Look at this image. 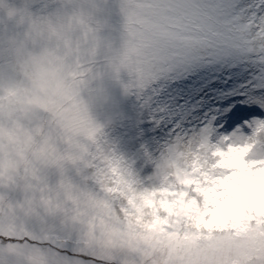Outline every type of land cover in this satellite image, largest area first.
<instances>
[{
    "label": "rangeland",
    "instance_id": "obj_1",
    "mask_svg": "<svg viewBox=\"0 0 264 264\" xmlns=\"http://www.w3.org/2000/svg\"><path fill=\"white\" fill-rule=\"evenodd\" d=\"M117 5L0 0V264H50L56 250L37 241L57 236L109 264H187L209 222L220 223L216 201L227 197L184 200L183 186L200 187L216 166L208 147H157L141 135L124 84L129 64L143 69ZM246 138L249 156H264V130L249 127ZM253 175L229 225L264 224V179ZM159 185L151 206L145 194Z\"/></svg>",
    "mask_w": 264,
    "mask_h": 264
},
{
    "label": "snow or ice",
    "instance_id": "obj_2",
    "mask_svg": "<svg viewBox=\"0 0 264 264\" xmlns=\"http://www.w3.org/2000/svg\"><path fill=\"white\" fill-rule=\"evenodd\" d=\"M117 10L143 69L129 64L124 84L136 95L141 135L157 147L205 144L216 166L200 187L183 186L184 200L202 202L206 192L227 197L216 201L220 223L209 222L187 264H264V224L227 223L253 174L264 179V156L250 157L244 142L247 128L264 130V0H118ZM122 67L114 65L117 73ZM37 242L56 250L50 264H109L93 250L79 251L71 237Z\"/></svg>",
    "mask_w": 264,
    "mask_h": 264
},
{
    "label": "bare ground",
    "instance_id": "obj_3",
    "mask_svg": "<svg viewBox=\"0 0 264 264\" xmlns=\"http://www.w3.org/2000/svg\"><path fill=\"white\" fill-rule=\"evenodd\" d=\"M247 139L248 138L244 139V142L247 143V141H246ZM145 195H147V196H145V198L149 201V204L151 206H154L156 199L163 195L162 185L157 186L154 190H150V192H148V194L146 193Z\"/></svg>",
    "mask_w": 264,
    "mask_h": 264
},
{
    "label": "clouds",
    "instance_id": "obj_4",
    "mask_svg": "<svg viewBox=\"0 0 264 264\" xmlns=\"http://www.w3.org/2000/svg\"><path fill=\"white\" fill-rule=\"evenodd\" d=\"M0 16L6 17L7 16V9L0 8Z\"/></svg>",
    "mask_w": 264,
    "mask_h": 264
}]
</instances>
